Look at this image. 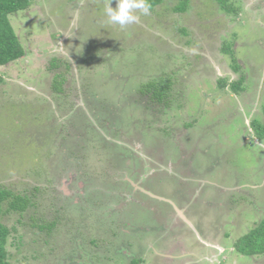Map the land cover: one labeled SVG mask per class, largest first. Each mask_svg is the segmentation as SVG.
Wrapping results in <instances>:
<instances>
[{"label":"rangeland","instance_id":"1","mask_svg":"<svg viewBox=\"0 0 264 264\" xmlns=\"http://www.w3.org/2000/svg\"><path fill=\"white\" fill-rule=\"evenodd\" d=\"M109 2L10 18L25 54L0 66V191L27 207L2 204L7 260L264 264L234 247L264 219V0H164L124 28ZM158 79L165 106L139 92Z\"/></svg>","mask_w":264,"mask_h":264},{"label":"trees","instance_id":"2","mask_svg":"<svg viewBox=\"0 0 264 264\" xmlns=\"http://www.w3.org/2000/svg\"><path fill=\"white\" fill-rule=\"evenodd\" d=\"M36 1L39 0H0V66H6L12 62H16L24 56L25 51L10 24V18L12 15L27 10L28 7ZM175 1L176 4L173 7H169L170 11L174 13H184L187 11L189 0ZM215 1H217L222 8H225L227 0ZM149 2L152 5V11L154 7L162 6L164 0H149ZM222 51L232 57V52L229 49V46L224 45ZM232 70L237 71L238 66L234 64ZM243 80L244 78L240 77L237 81L230 84L233 93L236 94L241 90ZM224 83L225 81L221 79L217 81V85L219 86H223ZM168 88V80L158 79V81L153 80L141 86L139 92L144 94V96H151L158 103H163L165 106L164 99L166 98ZM221 89H223V87H221ZM56 90H58V88ZM261 112L263 116L262 121L253 120L250 122L251 130L258 140H264V104L261 107ZM6 200L9 210L18 212L26 210L27 200L25 197L21 198L10 191H0V213L2 204ZM8 235V229L2 225L0 221V264H12L7 260V253L5 251V244ZM234 247L239 254L244 256L253 257L264 254V219L260 220L259 223L240 236L237 241L234 242Z\"/></svg>","mask_w":264,"mask_h":264},{"label":"clouds","instance_id":"3","mask_svg":"<svg viewBox=\"0 0 264 264\" xmlns=\"http://www.w3.org/2000/svg\"><path fill=\"white\" fill-rule=\"evenodd\" d=\"M110 2L104 7L103 14L111 24L124 28L139 21V12L142 15H150L152 5L149 0H116V8L111 7ZM253 149H264V141H258Z\"/></svg>","mask_w":264,"mask_h":264}]
</instances>
